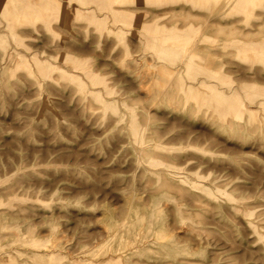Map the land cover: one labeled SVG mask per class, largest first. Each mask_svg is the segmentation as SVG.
I'll return each mask as SVG.
<instances>
[{
  "label": "rangeland",
  "instance_id": "374dc122",
  "mask_svg": "<svg viewBox=\"0 0 264 264\" xmlns=\"http://www.w3.org/2000/svg\"><path fill=\"white\" fill-rule=\"evenodd\" d=\"M0 264H264V0H0Z\"/></svg>",
  "mask_w": 264,
  "mask_h": 264
}]
</instances>
